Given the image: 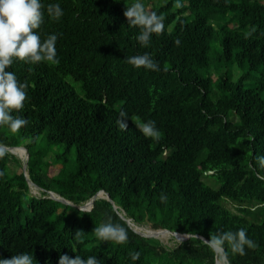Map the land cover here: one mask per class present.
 <instances>
[{"label":"trees","instance_id":"1","mask_svg":"<svg viewBox=\"0 0 264 264\" xmlns=\"http://www.w3.org/2000/svg\"><path fill=\"white\" fill-rule=\"evenodd\" d=\"M130 1L60 0L55 18L46 8L54 0H45L35 30L59 34L57 59L13 58L8 66L27 86L23 107L13 109L27 123L0 124V143L25 145L29 177L43 190L33 194L23 171L7 173L10 160H24L21 147L0 151V257L32 251L38 264H58L66 252L97 255L101 264H216L201 237L244 227L255 246L240 254L226 241L230 264H264V0L153 4L164 28L147 45L124 15ZM143 52L157 69L127 60ZM148 119L158 137L140 130ZM101 189L112 201L98 197L86 211L47 192L79 204ZM118 210L141 232L190 236L164 244L158 236L171 233L142 235ZM108 217L127 229V241L96 236Z\"/></svg>","mask_w":264,"mask_h":264},{"label":"clouds","instance_id":"2","mask_svg":"<svg viewBox=\"0 0 264 264\" xmlns=\"http://www.w3.org/2000/svg\"><path fill=\"white\" fill-rule=\"evenodd\" d=\"M180 0H177L179 4ZM48 13L59 18L64 9L60 0L48 2L46 5ZM45 0H0V124H7L12 130H19L27 123L26 119L13 114V109L23 107L27 91L26 84L18 80L17 75L9 70L13 58L28 59L31 61L55 60L56 41L58 33L51 32L45 38L41 37L39 28L44 18ZM124 15L128 22L141 26L137 39L147 45L153 32H160L164 28V19L155 10L146 9L143 0H133L127 4ZM179 43V37L176 39ZM127 60L135 66H144L149 69H157L158 62L151 53L143 52L127 57ZM119 126L127 127V113L121 110L118 116ZM140 130L146 136H159L156 121L148 119L140 122ZM259 159L264 161V154ZM161 200H166L167 195L161 194ZM86 211V210H85ZM82 230L75 233L79 235ZM93 231L101 240H114L125 242L128 240V231L120 223L113 222L111 217L95 226ZM209 246L218 254V264H230L225 251V242L230 244L233 252L245 253V245L255 246V242L246 234V228L240 227L233 230L212 232L209 238H203ZM140 257L139 250L131 251L132 260ZM0 264H38L32 251H21L9 257H0ZM58 264H101V258L90 254L87 257L81 255L70 256L61 253Z\"/></svg>","mask_w":264,"mask_h":264},{"label":"water","instance_id":"3","mask_svg":"<svg viewBox=\"0 0 264 264\" xmlns=\"http://www.w3.org/2000/svg\"><path fill=\"white\" fill-rule=\"evenodd\" d=\"M15 147H21L23 149V152H24V160L21 159V162H22V168H23V174H24V177L26 179V182L28 184V187H29V190L31 191V187L34 186L35 188L37 189H40V190H43V188H41L40 186H38L37 184H35L29 177V173H28V166H27V160H28V156H29V152H28V149L25 147V145H16V146H8V145H4V144H1L0 143V151H8V149H11V148H15ZM32 192V191H31ZM48 195L52 198H56V199H59L65 203H70V204H73L75 205L76 207L80 208V209H83V210H88L91 208V206L93 205V202L96 198L98 197H105L107 198L108 200H111V198L109 197L108 193L101 189L99 190L97 193H95L94 195H92L89 199H87L86 201H84L83 203H79V204H74L72 201L62 197L61 195H59L58 193H56L55 191H52V190H48ZM33 193V192H32ZM33 194H36V193H33ZM112 201V200H111ZM114 207H117L116 204H113ZM118 213L124 218L126 219V221L131 225V223H134V222H131V219L126 217L124 215V211H120L118 210ZM132 226V225H131ZM133 227V226H132ZM133 229L136 231V232H139L140 234L142 235H145V236H154V237H157L155 232L157 231H164V232H168V233H171V235H174L178 240H184L186 238H188L190 236L189 233H182V232H178V231H174V230H170V229H167V228H151L150 227V233H145V232H141L139 231L138 229H136L135 227H133ZM215 263L218 264V255L216 254L215 255Z\"/></svg>","mask_w":264,"mask_h":264},{"label":"rangeland","instance_id":"4","mask_svg":"<svg viewBox=\"0 0 264 264\" xmlns=\"http://www.w3.org/2000/svg\"><path fill=\"white\" fill-rule=\"evenodd\" d=\"M143 1H144V4H145L146 9L151 10L153 4H154V5H158L159 3H162V2H164L165 0H143ZM131 2H133V0H131L130 3H131ZM180 2H182V4H187V0H180ZM216 45H217V44H214V47H213V49L211 50V55H212V56L214 55V51H215V49H216ZM216 74H217V72L215 71V72L213 73V75L215 76ZM72 82L76 84V89H77V91L81 93V91H80V89H79V83H78V82H74V81H72ZM12 155H13V154H12ZM50 155H51V154H50ZM15 156H16V155H15ZM16 157L19 159L17 162H16V161H13V160H10V161L8 162L7 173H9V174L18 173V172H20V171L23 170L21 159H20L18 156H16ZM70 158H71V160H73V158H74V154H73V152L71 153ZM57 167H58V164H57V165H54L53 168L56 169ZM203 179H204L207 183L211 184L212 186H214V187L217 186V185L215 184V182L212 181L211 179H209L206 175H203ZM31 191H32L33 193H36V188L32 186V187H31ZM37 194H38V193H37ZM226 205H227L229 208H231L232 210H234L233 205H232L230 202H226ZM141 225H143V226H145V227H150V225H149L148 223H146V224H141ZM160 240H161L164 244H167V245H170V246H171V245H174L175 242H176L178 239H177L174 235H170L168 238H161Z\"/></svg>","mask_w":264,"mask_h":264},{"label":"bare ground","instance_id":"5","mask_svg":"<svg viewBox=\"0 0 264 264\" xmlns=\"http://www.w3.org/2000/svg\"><path fill=\"white\" fill-rule=\"evenodd\" d=\"M258 68H259V67H258ZM158 238H160V239H161L162 237L158 236Z\"/></svg>","mask_w":264,"mask_h":264}]
</instances>
